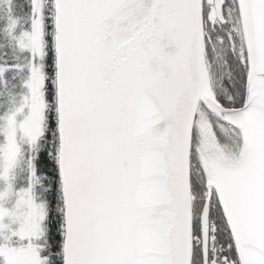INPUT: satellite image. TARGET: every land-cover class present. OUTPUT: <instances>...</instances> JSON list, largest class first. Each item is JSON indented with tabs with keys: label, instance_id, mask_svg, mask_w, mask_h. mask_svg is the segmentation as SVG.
<instances>
[{
	"label": "snow or ice",
	"instance_id": "1",
	"mask_svg": "<svg viewBox=\"0 0 264 264\" xmlns=\"http://www.w3.org/2000/svg\"><path fill=\"white\" fill-rule=\"evenodd\" d=\"M0 264H264V0H0Z\"/></svg>",
	"mask_w": 264,
	"mask_h": 264
},
{
	"label": "trees",
	"instance_id": "2",
	"mask_svg": "<svg viewBox=\"0 0 264 264\" xmlns=\"http://www.w3.org/2000/svg\"><path fill=\"white\" fill-rule=\"evenodd\" d=\"M6 15H7V8L5 5V6L0 7V18L5 17Z\"/></svg>",
	"mask_w": 264,
	"mask_h": 264
}]
</instances>
